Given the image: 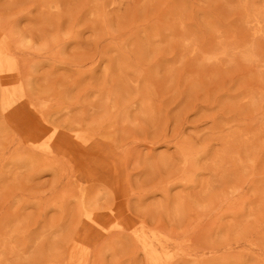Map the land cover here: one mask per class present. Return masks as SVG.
Instances as JSON below:
<instances>
[{
	"label": "rangeland",
	"instance_id": "374dc122",
	"mask_svg": "<svg viewBox=\"0 0 264 264\" xmlns=\"http://www.w3.org/2000/svg\"><path fill=\"white\" fill-rule=\"evenodd\" d=\"M0 264H264V0H0Z\"/></svg>",
	"mask_w": 264,
	"mask_h": 264
}]
</instances>
